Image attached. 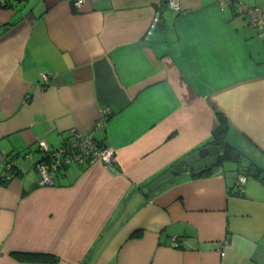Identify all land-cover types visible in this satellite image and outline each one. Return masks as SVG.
Listing matches in <instances>:
<instances>
[{"label": "crops", "instance_id": "0c3cea01", "mask_svg": "<svg viewBox=\"0 0 264 264\" xmlns=\"http://www.w3.org/2000/svg\"><path fill=\"white\" fill-rule=\"evenodd\" d=\"M4 1L0 264H264V185L244 176L231 195L233 162L144 187L212 141L216 112L242 166L264 170V39L240 11L264 0H181L175 13L165 0ZM107 108L95 139L114 168L74 164L39 186L38 143L60 148Z\"/></svg>", "mask_w": 264, "mask_h": 264}, {"label": "built area", "instance_id": "2783aa9c", "mask_svg": "<svg viewBox=\"0 0 264 264\" xmlns=\"http://www.w3.org/2000/svg\"><path fill=\"white\" fill-rule=\"evenodd\" d=\"M84 1L85 0H74V6L77 8L81 7ZM223 2H229V0H224ZM165 3L173 13L181 11V0H165ZM0 5L4 6L5 1L0 0ZM240 11L256 30L258 35L264 39V10L242 6ZM157 20L158 16L154 19V25ZM154 25H152V27ZM42 81L47 84V77H43ZM110 115L111 111L108 108L104 109L101 112L100 119L96 122L94 128L90 132L84 134L78 132L73 133L70 140L62 144L60 148H51L46 142L40 141L38 143L37 151L41 154V158L37 161V167H35L37 171L38 185L41 187L55 186L60 173L66 170V168L74 166V164H92L100 161L108 170H112L115 165L114 151H112L110 147L100 144L98 140L95 139L96 132L105 128V122ZM31 156V152L26 154V157ZM14 164L15 161L13 160L5 165V180L11 178ZM237 181L238 188L240 189L244 186L247 180L244 176H240Z\"/></svg>", "mask_w": 264, "mask_h": 264}, {"label": "trees", "instance_id": "16d2710c", "mask_svg": "<svg viewBox=\"0 0 264 264\" xmlns=\"http://www.w3.org/2000/svg\"><path fill=\"white\" fill-rule=\"evenodd\" d=\"M243 15V14H242ZM243 17L246 19V17L243 15ZM247 23H249V21L247 20ZM250 24V23H249ZM251 25V24H250ZM217 114V121L218 124L215 128V130L213 131V139L210 143H206L205 146H203L204 148H206L207 146L210 145H214V146H222L223 150H222V156L220 158V162L218 164V166L220 164L226 163V162H233L234 164L237 165V168H239V170L242 171L241 176H245V177H251L253 179L258 180L259 182H261L264 185V170L257 166L256 164L250 162L247 165H243L242 166V160H243V155H241V153L236 150L232 145H229L227 142V135H228V129H229V124L228 121H226V119L224 118V116L218 112H216ZM100 144V141H98ZM202 149V148H200ZM198 151V150H197ZM27 154V153H26ZM25 154V156H26ZM174 166H170L169 168H166L165 170L160 171V173L154 177H152L151 179H149L144 185V187L150 186L152 188L155 189H159L163 186H167L170 185L171 181L174 180L175 178V172L173 170ZM16 164L13 165V174H11V178L9 180H5L6 178V174L3 177V182L6 181L7 183H9L13 178L14 175L16 174L15 169H16ZM211 170H207V171H197L194 173L193 177H203V176H207V174H210ZM58 182V181H57ZM58 185V183H56V186ZM243 188V187H242ZM242 188H238L237 191L234 190H229L230 194L232 195H236V196H243V192H242ZM32 258H30L33 261H39V262H48V263H53L55 259H53L52 257H48L46 255H42V256H31Z\"/></svg>", "mask_w": 264, "mask_h": 264}, {"label": "water", "instance_id": "95a60500", "mask_svg": "<svg viewBox=\"0 0 264 264\" xmlns=\"http://www.w3.org/2000/svg\"><path fill=\"white\" fill-rule=\"evenodd\" d=\"M222 150V146L214 145L199 149L176 164L173 170L177 175H182L183 173L193 174L195 171H207L217 167L222 156Z\"/></svg>", "mask_w": 264, "mask_h": 264}, {"label": "rangeland", "instance_id": "374dc122", "mask_svg": "<svg viewBox=\"0 0 264 264\" xmlns=\"http://www.w3.org/2000/svg\"><path fill=\"white\" fill-rule=\"evenodd\" d=\"M227 164H230V162H226ZM233 166V165H231ZM13 173V172H12ZM247 180H249V182H255V180H253L252 178H248Z\"/></svg>", "mask_w": 264, "mask_h": 264}]
</instances>
